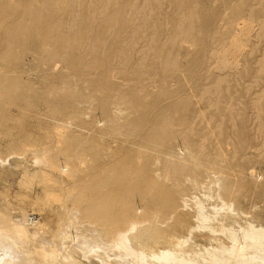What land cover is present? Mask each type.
I'll use <instances>...</instances> for the list:
<instances>
[{"label": "rangeland", "instance_id": "rangeland-1", "mask_svg": "<svg viewBox=\"0 0 264 264\" xmlns=\"http://www.w3.org/2000/svg\"><path fill=\"white\" fill-rule=\"evenodd\" d=\"M55 1H0L8 60L0 76L9 81L0 96V214L23 209L45 228L65 225L61 201L70 210L71 195L107 178L110 188L138 183L128 217L141 209L144 227L186 236L196 198L206 212L222 216L228 205L241 225L264 228V0ZM42 157L76 177L41 167ZM165 162L179 166L176 179L154 175ZM75 224L72 234L86 233V221ZM196 244L209 246L205 230L191 233Z\"/></svg>", "mask_w": 264, "mask_h": 264}, {"label": "bare ground", "instance_id": "bare-ground-1", "mask_svg": "<svg viewBox=\"0 0 264 264\" xmlns=\"http://www.w3.org/2000/svg\"><path fill=\"white\" fill-rule=\"evenodd\" d=\"M0 1H2V0H0ZM32 1H34V0H32ZM57 1H55V2H57ZM76 1L78 2V0H76ZM66 2H68V1H66ZM30 3H29V7L31 5ZM71 3H73V2H71ZM64 4H65V1H64ZM131 4H133V2ZM142 4H144V3H142ZM23 5L26 7V5H28V4L25 5V3H24L21 6H23ZM69 5L70 4H68V6ZM55 6L57 7V4H55ZM66 6H65V9H66ZM32 7H31V9H32ZM28 8L26 7L25 10L28 11L29 10ZM71 8L72 7H70V9ZM160 8H161V6H160ZM57 9H58V7H57ZM158 9H159V7H158ZM64 11H67V10H64ZM18 12H20V11H18ZM25 12L23 14H25ZM30 12L31 11H29L27 13H29V15H30L31 13L35 12V10H33V12H31V13ZM70 13L69 14L71 17L74 13L73 14H72V12H70ZM150 13H149V15H150ZM15 14H17V12H15ZM15 14L13 15L14 17H15ZM17 15H16V19L18 17ZM133 15H132V17H134ZM13 16H12V19L10 17L9 18L11 20H13L14 19ZM26 16H25V18H26ZM33 16H35V15H33ZM62 16H59V17H62ZM157 16H159V15H157ZM54 17H55V15H54ZM67 17H69V16H67ZM123 17H125V16L123 15ZM9 18H8V21L10 20ZM62 18H64V17H62ZM148 18H149V16L147 17V19ZM246 18H248V16ZM29 20L30 19H28V21ZM144 20H145V18H144ZM8 21H6V22L8 23ZM31 21H32V19H31ZM31 21H29V22H31ZM71 21H70V23H72ZM17 22H19V21H17ZM17 22H16V24H17ZM7 23H5V24H7ZM13 23H15V22L13 21ZM18 25H19V23L16 25V27H20V25L19 26ZM23 25H24V23H23ZM73 25H74V23H73ZM52 26H54V25L52 24ZM69 26H71V24L68 25L67 28H69ZM8 27H11V26L8 25ZM13 27H14L13 29L15 30L16 28H15L14 24H13ZM22 27H21V29H22ZM31 27H33V25L30 26L29 28H31ZM2 28H4V27H2ZM67 28H66V30H67ZM5 29L6 28H4V31L0 30V34H1V31H3L2 32V34H3L5 32ZM11 29H12V27H11ZM138 29H139V27H138ZM22 30H24V29H22ZM14 32L13 33L11 32L10 34L11 35L13 34V36H14V34L17 35V34L21 33V31H17L18 33H16V32L14 33ZM5 33H7V32H5ZM29 33H30V31H29ZM132 35H133V33H132ZM132 35H131V37H133ZM134 35H135V33H134ZM3 37H6V36H3ZM40 37H41V35H40ZM12 38H10V35H9V40H7V41H10V39H12ZM43 38H45V37H43ZM2 41L5 42L6 40L3 39ZM222 41H224V40H222ZM4 42H2V44ZM8 45H9V43H7V46ZM4 46L7 47L5 44H4ZM220 46H221V48H223V44ZM1 48H3V47H1ZM143 49H140V50H143ZM2 51H4V49ZM2 51L0 52V54L3 53ZM5 52H6V50H5ZM8 53H9V51H8ZM139 54H140V52H139ZM0 57H2V58H0V60L2 59L1 63H3L4 57H5V62L8 61V60H6L7 59L6 56L3 57V55H1ZM215 57H217V56L215 55ZM220 60L221 61L219 63V66L224 67L226 65L225 59L220 58ZM140 63H141V61H140ZM255 63H257V61ZM5 64L3 63L2 65H5ZM2 68L3 67L0 65V69H2ZM262 69H264V68H262ZM257 72H258V70H257ZM260 72H262V71L260 70ZM257 77H259V76H257ZM220 79H218V80H220ZM222 82H224V81H222ZM8 83H9V81L5 76H3V75L0 76V96H2V94L6 91L5 89L7 88ZM215 89H217V88H214V90ZM262 89H264V88H262ZM206 91H208V90H206ZM201 97H202V95H201ZM254 102H257V101H254ZM253 103H252V107L255 106V105H253ZM254 109H255V107H254ZM206 111H207V109H206ZM259 112H260V110H259ZM117 113H119V112H117ZM200 115H202L201 112H200ZM258 115H256V116H258ZM197 117H198V113H197ZM254 120H253V122H254ZM190 132H192V131H190ZM203 140H204V138H203ZM262 147H264V146H262ZM234 154H232V155H234ZM177 159H178V157L175 158V160H177ZM188 159L190 161H193V159H194V165H195V166H193L194 170H200L201 169L196 162L195 156L190 155ZM36 161H37L36 163H38L39 161L42 163L41 167L46 165L45 167L47 169H48L47 166L55 165L53 163L48 164L45 161L47 163L46 164L44 162L43 157L40 160H37V158H36ZM1 162H3V160L2 161L0 160V163ZM178 163L182 164L181 169L186 167L185 160L182 161V160L178 159ZM39 165H40V163H39ZM51 166H49V169H51ZM45 167H43V168H45ZM178 169H179V166L173 165L169 162H165L160 167L159 172L157 170V172H155L154 175L157 177H161V174H163L164 177L169 176V177H172L173 179H176V178H174V176H171V175H174V173H170V172H172V171L175 172ZM54 170L57 171L58 173H63V174L65 173L66 176H68V177L70 176V179H71V177L73 178L74 176L76 177V175H77V172L71 171V169L67 166V163H64L63 166H58L56 164L54 166ZM194 175L195 176L193 177L192 182L195 185V184H198L197 179H198L199 172H195ZM249 175H251V173ZM135 177H138L137 173H135ZM226 177L227 176H224V178H226ZM222 179H223V176H222ZM49 180L50 179H48L47 181H49ZM167 180H168V178H167ZM109 182H110V180H107V178H101L97 182H95L96 184L94 186L87 188V192H85V194L76 192V194L71 195L69 197L72 201V204H71L72 207L70 210H68L69 205L68 206L66 205L67 206L66 207L62 203L61 199L60 200L57 199V204H59L58 201H61L60 208L65 210V213L63 216L65 225L62 224L61 226H56L54 228L49 226L52 229H50L49 227L45 228V227H47V225L45 227H44V225H41V223H39V219L35 218L33 213L30 214V215H33V217L28 219V217L25 216L24 211H22L23 209L19 211V214L17 213L15 216L13 215L12 218H10V219H8V218L6 219V215L4 216L3 214H0V264H63L64 262L67 264L68 263H70V264H82L80 262V260L73 258L74 252H76V255L77 254L80 255L79 257L77 256V258L83 257L85 260H87V262L89 264H95L92 262V260H95V262L97 264H264V228H262L261 226L253 225V224L248 223V222H245L246 223L245 225H241L239 223V221L235 219V214L233 213L234 210L232 209L231 206L227 205L225 207V209H226L225 213L222 216H218L219 213H217V211H215V209L212 207H211L212 208L211 212H206L205 207H203L202 203L200 201H197V199L195 198V200L193 201V204H194L195 209H196L195 214H194V220L196 221L197 225L190 226L186 231V234H185L186 236H179L176 233H174V231L168 232L169 231L168 229L167 230L164 229V231L160 232L159 229H157L156 227H147V226L144 227V223L146 220V219L144 220V217L146 216V213L141 212V214H139L141 209L138 211L137 208L136 209L133 208L132 212H131V217L130 216L128 217V214H129L128 212L131 211V209H130L131 208V203H130L131 197H130V195L133 194L134 192H136V190H137L136 186L138 185V183L134 184L135 186L134 185L130 186V188H128V189L127 188L122 189L121 186H116L114 188H110L108 186L110 184ZM174 182H176V181H174ZM221 182H222V180H221ZM218 183H220V181H218ZM82 187H84V186L82 185ZM131 187H133L135 189H133ZM223 193H224V195H226L227 191L223 189ZM218 196H219V194H218ZM150 198H151L150 200L152 201V203L154 202L156 204L155 206L158 207L160 205V204H158V202L157 203L155 202L156 199H153L152 196ZM192 199H194V198H192ZM181 201H180L181 204L178 207H181V206L185 207L187 205L186 200L182 199ZM168 205L174 207L173 205H175V203H173L171 200H169ZM194 206H192V207H194ZM20 212H22V213H20ZM14 214H15V212H14ZM10 215L11 214H8L7 216L10 217ZM157 217H158V215H157ZM157 217H156V220H157ZM80 220L86 221V225H84V227H83V228H85L84 231H86V233L85 234H84V232H83V234L80 233L81 231L79 232V229L77 228L80 235H78V234L75 235L77 233V231L75 229L77 227L76 226L77 223L75 224V222L80 223ZM169 220L170 219H168V221ZM164 223H165V221H164ZM235 223L237 224L238 227L239 226H243V227H240L238 230H235L236 229L235 228L236 226H234ZM49 225H51V224H49ZM73 225H75L76 227ZM163 225L160 224V226H163ZM29 226L30 227L32 226V227L29 228ZM199 227H202V228H199ZM70 228H72L73 230L75 229V231H76L75 234H74V232H73V234L71 233ZM80 229H82V228H80ZM195 230H198V231H200V230L204 231L205 230L206 240L209 243L208 247H203V246L201 247L199 244H196L195 245V247H197L196 251H194L195 249L193 246L189 247V237H190L191 233ZM82 231H83V229H82ZM43 233L45 235H43L44 238L42 236H40L43 238L42 242H40L39 241L40 238L38 239L37 237ZM36 239H38V241L40 242L39 244H37L38 241ZM69 240H70V242H69ZM66 242H68L69 244H67ZM211 243H214V246H212ZM67 246H68V248H66ZM66 249H69V251H72V252H69L68 250L65 251Z\"/></svg>", "mask_w": 264, "mask_h": 264}]
</instances>
